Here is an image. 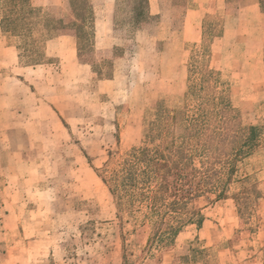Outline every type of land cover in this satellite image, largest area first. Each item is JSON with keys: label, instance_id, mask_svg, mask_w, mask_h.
<instances>
[{"label": "rangeland", "instance_id": "rangeland-1", "mask_svg": "<svg viewBox=\"0 0 264 264\" xmlns=\"http://www.w3.org/2000/svg\"><path fill=\"white\" fill-rule=\"evenodd\" d=\"M14 1L0 20L22 11L33 30L0 27L2 112L19 76L54 113L22 100L28 119L0 137V264H264V47L241 46V17L184 33L185 0L138 25L134 0L114 25V0H89L113 30L82 25L74 58L56 40L68 0H28L31 16Z\"/></svg>", "mask_w": 264, "mask_h": 264}, {"label": "crops", "instance_id": "crops-1", "mask_svg": "<svg viewBox=\"0 0 264 264\" xmlns=\"http://www.w3.org/2000/svg\"><path fill=\"white\" fill-rule=\"evenodd\" d=\"M111 1V7L113 4V0ZM148 1V12L150 15L158 14L157 11H155L154 4L156 0H147ZM187 9L185 10V17H184V33H187L188 30H201L202 27V20L206 15H209L216 11H222L224 14L223 19V28L229 25V23L233 20L234 17H241V46H247L251 39H253V43L259 48L262 46L264 47V8L263 3L261 0H185ZM53 7V6H50ZM110 7V3H109ZM95 15V16H94ZM95 17V20L93 19V22L95 24V39L98 35L97 32L105 27L106 29H109V31L113 30V25H111L112 20V12L110 11V15L107 17V19L102 18H96L97 14L93 13V18ZM103 24V26H102ZM225 25V26H224ZM187 30V31H186ZM70 32L66 33L65 36L58 37L56 39L57 41H64V43L67 45L69 50L73 52V56L75 58L76 56V48H77V40L74 36V31L69 30ZM66 32V31H64ZM201 34V33H200ZM200 36V35H199ZM201 37V36H200ZM199 37V39H200ZM251 38V39H250ZM51 42V41H50ZM54 42H51V44ZM110 45H113L110 44ZM64 50V49H60ZM264 54V53H263ZM53 55H55L53 53ZM0 57V61H2ZM264 61V60H263ZM18 62V58L15 55L13 58H11V65L16 64ZM17 75H24L21 71L20 74ZM10 82H14L17 86L16 90L13 89L12 92H8L10 95L16 94V102L13 101V105L10 106L9 114L4 115L2 105H0V137L8 136L9 131H12L13 129L9 130V128L17 127L18 125H21V120H27L28 118H22L17 116V114L20 112L23 113L22 106V100H28L29 103H24L26 107H33L32 110H40L43 109L48 112V110L53 112V107L48 106L47 102H43L42 98L45 94H42V92L36 88L33 89L30 86L26 85V82L28 81L26 77L21 78L19 76L14 77L13 79H9ZM7 86H0V103H3L5 101V96H7ZM19 92V93H18ZM44 93V92H43ZM12 112V113H10ZM16 113V114H15ZM54 113V112H53ZM23 116V115H22ZM49 119L54 120L53 114H49ZM51 120V121H52ZM8 129V130H7ZM14 135V134H13ZM5 182H0V192L5 191ZM5 205V200L2 198L0 199V206ZM14 214V211L10 213V216ZM204 224L208 222V220L203 221ZM218 223V221H216ZM211 225V223H210ZM237 227L235 226H231ZM202 229H199L198 235H200ZM201 239V238H198ZM263 264V263H260Z\"/></svg>", "mask_w": 264, "mask_h": 264}, {"label": "trees", "instance_id": "trees-1", "mask_svg": "<svg viewBox=\"0 0 264 264\" xmlns=\"http://www.w3.org/2000/svg\"><path fill=\"white\" fill-rule=\"evenodd\" d=\"M12 1V0H11ZM14 1V0H13ZM16 1H14L15 3ZM22 3L24 2L27 7H28V11L26 12L27 14H29L30 16L33 15L37 9L33 8L32 6H30L29 1L28 0H17V3ZM261 2L264 5V0H261ZM13 4V2H11ZM115 3V10L114 11V18H113V25L115 23H117V18H116V14H117V7L118 4L116 3V0H114ZM67 6L70 8V11L73 15V21L68 25V28H71L74 31V36L77 40V42H79V38H80V32H82V25H86V23H89L90 21H92L93 19V12H92V5L91 2H89V0H68ZM24 10V9H22ZM26 14L22 11H19V13H17L16 11L13 12L12 14L9 13L8 16L3 17L0 20V27L1 30L4 32H8L10 30L14 31L16 29V27H22V28H27V32H31L33 30V22L28 18L25 17ZM116 19V20H115ZM129 19L132 20V22L136 25L140 24V23H145L148 19H149V12H148V1L147 0H134V4L133 7L130 9V16ZM115 20V21H114ZM46 22V28L47 29H52V30H64L66 29V25L61 21V20H57V21H50L47 20ZM115 22V23H114ZM57 25V26H56ZM56 26V27H55ZM11 27V29L9 28ZM140 29V28H139ZM253 130H251L252 132ZM253 139L252 138L248 139L247 141H250ZM156 159V160H154ZM158 159H164V158H153L151 160L152 163H155V165L160 164V160ZM163 165H161L162 168H165V171L161 174V181L163 183L166 184V177L168 175H171V172L169 170V168H167V162L163 160ZM175 169V168H174ZM143 175L146 174V172H142ZM173 176V175H172ZM168 188L169 191L171 193V186H170V182H168ZM173 186V185H172ZM175 190V189H174Z\"/></svg>", "mask_w": 264, "mask_h": 264}]
</instances>
